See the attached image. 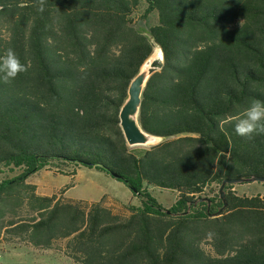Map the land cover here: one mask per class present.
Wrapping results in <instances>:
<instances>
[{"label": "trees", "instance_id": "1", "mask_svg": "<svg viewBox=\"0 0 264 264\" xmlns=\"http://www.w3.org/2000/svg\"><path fill=\"white\" fill-rule=\"evenodd\" d=\"M36 2L0 0V55L13 48L28 67L0 81V169L17 172L0 177V242L61 248L73 264H264V194L235 183L219 196L224 181L264 179V135L217 126L264 101V0H47L43 13ZM156 48L165 63L138 122L160 142L132 149L119 110ZM63 166L107 174L140 205L120 215L106 196H46L27 181Z\"/></svg>", "mask_w": 264, "mask_h": 264}, {"label": "rangeland", "instance_id": "2", "mask_svg": "<svg viewBox=\"0 0 264 264\" xmlns=\"http://www.w3.org/2000/svg\"><path fill=\"white\" fill-rule=\"evenodd\" d=\"M142 26L141 23H136ZM149 146H138L132 149H142ZM74 168L63 166L60 170L55 167H48L40 170L28 178V182L37 187L39 194L56 192L68 187L64 198L68 200L97 202L102 196H106L105 205L113 212L125 215L123 206L140 205L139 200L134 197L130 190L121 182L116 181L105 173L96 170L81 168L78 174L63 176L60 173H70ZM76 171V170H75ZM2 172V173H1ZM0 169V177H12ZM214 191L217 189L213 188ZM237 195L264 194V185L256 182H245L232 187ZM153 198L164 208L169 209L176 200V194L165 189L150 188ZM206 194V195H205ZM203 198L212 197V190L207 191ZM0 264H73L60 249L43 250L33 248L16 240L12 242H0Z\"/></svg>", "mask_w": 264, "mask_h": 264}, {"label": "water", "instance_id": "3", "mask_svg": "<svg viewBox=\"0 0 264 264\" xmlns=\"http://www.w3.org/2000/svg\"><path fill=\"white\" fill-rule=\"evenodd\" d=\"M159 49H155L153 54L142 64L138 74L132 79L127 89V98L119 110V126L124 136L126 145L129 148L138 146H153L160 142V138L154 137L146 133L138 122V114L141 105L142 92L149 78L161 70L163 66L159 63ZM116 179H120L118 175H112ZM243 182H260L264 183V179L256 177L250 179L227 180L221 184L219 189L220 199L223 201L225 184H235ZM225 204V203H224ZM221 210L217 212L219 214Z\"/></svg>", "mask_w": 264, "mask_h": 264}, {"label": "clouds", "instance_id": "4", "mask_svg": "<svg viewBox=\"0 0 264 264\" xmlns=\"http://www.w3.org/2000/svg\"><path fill=\"white\" fill-rule=\"evenodd\" d=\"M47 0H37V11L43 13ZM161 66L165 63L163 50H159ZM28 70V67L21 62L13 48H7L0 55V81L4 84H11L19 74ZM234 123V131L237 135L247 138H252L254 135H264V101L253 99L250 101L242 113L233 118H220L217 126L223 130L228 123ZM211 235V234H209Z\"/></svg>", "mask_w": 264, "mask_h": 264}, {"label": "crops", "instance_id": "5", "mask_svg": "<svg viewBox=\"0 0 264 264\" xmlns=\"http://www.w3.org/2000/svg\"><path fill=\"white\" fill-rule=\"evenodd\" d=\"M80 171V169H76L75 174H78V172ZM53 192L47 193V194H41V195H46V196H50ZM65 194V193H64Z\"/></svg>", "mask_w": 264, "mask_h": 264}]
</instances>
